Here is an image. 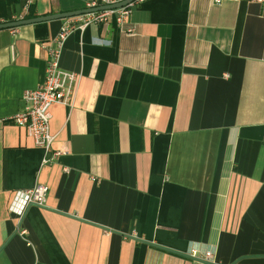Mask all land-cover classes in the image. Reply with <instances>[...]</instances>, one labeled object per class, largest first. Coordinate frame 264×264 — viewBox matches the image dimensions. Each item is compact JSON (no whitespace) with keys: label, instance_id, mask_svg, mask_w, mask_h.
I'll list each match as a JSON object with an SVG mask.
<instances>
[{"label":"crops","instance_id":"obj_1","mask_svg":"<svg viewBox=\"0 0 264 264\" xmlns=\"http://www.w3.org/2000/svg\"><path fill=\"white\" fill-rule=\"evenodd\" d=\"M87 1L0 0V23ZM64 20L0 29V264H264V2L145 0L73 31L48 151L12 116Z\"/></svg>","mask_w":264,"mask_h":264},{"label":"built area","instance_id":"obj_2","mask_svg":"<svg viewBox=\"0 0 264 264\" xmlns=\"http://www.w3.org/2000/svg\"><path fill=\"white\" fill-rule=\"evenodd\" d=\"M118 1L121 0H88L86 8ZM144 1L133 0L131 3L117 9L101 10L65 18L59 32L52 38L47 47L49 57L47 59L44 81L36 88L27 89L23 92L22 98L25 102V107L21 112L12 116L15 123L26 129L37 146L43 147L48 151L51 149L55 137L50 130L51 107L54 104L70 105L80 79L79 73L66 70L60 65L63 48L69 35L73 31L82 30L92 23L107 22L109 17L114 15L118 22H124L131 14L133 6ZM215 1L220 2L221 0ZM258 1L264 2V0ZM60 153L59 151H54L52 154L53 158H56ZM48 191L47 185L37 184L33 188L20 192L19 196L23 198V209L32 204L44 205ZM22 232L24 233L25 230ZM188 254L192 257L215 262L214 254L210 250L201 251L196 247H191Z\"/></svg>","mask_w":264,"mask_h":264},{"label":"water","instance_id":"obj_3","mask_svg":"<svg viewBox=\"0 0 264 264\" xmlns=\"http://www.w3.org/2000/svg\"><path fill=\"white\" fill-rule=\"evenodd\" d=\"M132 1L133 0H121L118 2L111 3V4H103V5H99V6H95V7L83 8V9H78V10H74V11L54 13V14L38 16V17H34V18H29V19H21V20H14V21H8V22H1L0 23V29H2V28H15V27L23 25V24L42 21V20H50V19H55V18H66V17H71V16L80 15V14H84V13L97 12V11L107 10V9H117V8L123 7V6L131 3Z\"/></svg>","mask_w":264,"mask_h":264}]
</instances>
